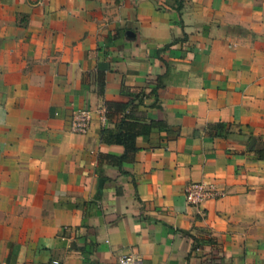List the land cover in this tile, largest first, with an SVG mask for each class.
Masks as SVG:
<instances>
[{
  "label": "crops",
  "instance_id": "crops-1",
  "mask_svg": "<svg viewBox=\"0 0 264 264\" xmlns=\"http://www.w3.org/2000/svg\"><path fill=\"white\" fill-rule=\"evenodd\" d=\"M106 101L169 128L124 173ZM259 149L264 0H0V264H264Z\"/></svg>",
  "mask_w": 264,
  "mask_h": 264
},
{
  "label": "trees",
  "instance_id": "trees-1",
  "mask_svg": "<svg viewBox=\"0 0 264 264\" xmlns=\"http://www.w3.org/2000/svg\"><path fill=\"white\" fill-rule=\"evenodd\" d=\"M151 93L155 95V88L151 90ZM126 106L127 104L125 103L104 102V115L107 119H110L114 115L113 113H121V115L113 128L103 126L99 131V140L102 143L121 146L122 151L119 155H101V159H105L109 164L116 166L121 173H124L121 169V164L131 162L134 159V155L138 150L135 139L138 136L148 137L152 132H159L160 130L169 131V128L163 121L139 119L132 113H125L124 109ZM256 157L264 159V149L257 150Z\"/></svg>",
  "mask_w": 264,
  "mask_h": 264
},
{
  "label": "built area",
  "instance_id": "built-area-1",
  "mask_svg": "<svg viewBox=\"0 0 264 264\" xmlns=\"http://www.w3.org/2000/svg\"><path fill=\"white\" fill-rule=\"evenodd\" d=\"M90 111L80 107L71 111L69 129L76 134L86 132L89 125ZM185 200L189 205L198 206L207 199H216L223 195V192L213 183L204 181H190L184 187ZM57 264L56 261H53ZM117 264H144L142 259L135 252H127L117 257Z\"/></svg>",
  "mask_w": 264,
  "mask_h": 264
}]
</instances>
